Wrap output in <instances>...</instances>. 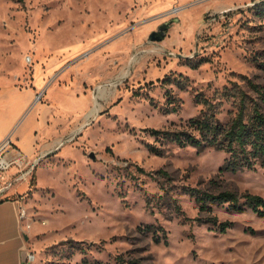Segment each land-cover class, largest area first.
Here are the masks:
<instances>
[{"label": "rangeland", "instance_id": "obj_1", "mask_svg": "<svg viewBox=\"0 0 264 264\" xmlns=\"http://www.w3.org/2000/svg\"><path fill=\"white\" fill-rule=\"evenodd\" d=\"M261 1L0 0V85L25 87L40 58L82 49L78 59L95 53L101 86L99 112L65 155L33 166L21 219L24 258L33 259L24 264H117L119 255L137 264H264V216L213 205L211 214L231 224L222 233L196 221L209 213L186 193L264 198V167L221 173L225 152L180 148L148 131L186 129L202 108L197 96H215L226 124L237 103L220 96L224 88L264 112L251 87H264ZM162 26L163 40L150 41ZM146 225L163 229L160 243L141 231Z\"/></svg>", "mask_w": 264, "mask_h": 264}, {"label": "crops", "instance_id": "obj_2", "mask_svg": "<svg viewBox=\"0 0 264 264\" xmlns=\"http://www.w3.org/2000/svg\"><path fill=\"white\" fill-rule=\"evenodd\" d=\"M81 50L40 58L32 65L25 87L0 85V143L10 136L11 154L20 151L27 160L23 168L13 166L0 178V189L11 183L0 199V264H24L26 236L19 210L25 206L33 171L25 180L16 178L53 152L63 157L68 141L95 117L90 113L96 96L100 103V95L95 94L101 87L99 67L95 53L78 59ZM38 93L43 97L36 103Z\"/></svg>", "mask_w": 264, "mask_h": 264}, {"label": "trees", "instance_id": "obj_3", "mask_svg": "<svg viewBox=\"0 0 264 264\" xmlns=\"http://www.w3.org/2000/svg\"><path fill=\"white\" fill-rule=\"evenodd\" d=\"M264 11V0L260 2ZM259 96L260 101H264V87L251 84ZM233 91V90H232ZM224 88L221 97L227 100L234 98L236 104V112L230 117L226 124H223L218 116V106L221 102L216 103L214 97L197 96V104L202 105L200 113L191 118L186 129L180 131H169L150 129V135L156 139L167 141L178 145L180 148L191 146L198 152L206 149H215L223 151L227 154L223 165L219 168V172L236 173L243 170H252L256 165L264 167V112L261 102L252 100V104H248L249 99L245 93L232 92ZM219 96V95H218ZM150 152L156 155H163V151L155 146H149ZM159 178L169 179V175L162 169L154 172ZM214 183V180H211ZM163 190V187H162ZM162 196H159V202L167 201L165 195L167 192L163 190ZM191 196L197 205L199 212H207L209 215L199 217L196 221L200 224L207 223L220 229V232H226L231 226L230 222L220 221L213 214V205L223 206L229 212H242L245 207L250 208L258 216H264V198L260 195L245 193L238 196L231 191H223L218 194L200 191L196 188H190L186 192ZM240 200L243 202L240 203ZM175 201V200H174ZM150 204V199H148ZM176 211L180 209L175 206ZM141 227H139L140 229ZM141 231L145 234H152L156 243L162 241L158 235L157 228L154 225H146ZM163 242L167 244V236L163 235ZM117 264H137L134 259L125 260L123 255L116 257Z\"/></svg>", "mask_w": 264, "mask_h": 264}, {"label": "built area", "instance_id": "obj_4", "mask_svg": "<svg viewBox=\"0 0 264 264\" xmlns=\"http://www.w3.org/2000/svg\"><path fill=\"white\" fill-rule=\"evenodd\" d=\"M28 62L31 63L32 59L28 58ZM42 93H38L35 96V102L38 103L42 100ZM13 148V141L10 136L6 137L1 143H0V178L3 174H5L10 168L13 166H18L19 168H23L26 163V157L24 154L20 151L15 152L14 155L11 154ZM33 171L32 165L29 166V168L25 171L20 172V175L16 178V181H22L25 180L26 177L30 176L31 172ZM11 186V183H9L6 187L3 189H0V199L4 193V191ZM26 214V209L24 207H21L19 210V217L20 219H23ZM32 256L30 254H27V256L24 258L25 263H30L32 261Z\"/></svg>", "mask_w": 264, "mask_h": 264}, {"label": "water", "instance_id": "obj_5", "mask_svg": "<svg viewBox=\"0 0 264 264\" xmlns=\"http://www.w3.org/2000/svg\"><path fill=\"white\" fill-rule=\"evenodd\" d=\"M166 28V26H162L159 28L160 31L158 32H152L151 35L149 36V40L150 41H160L163 40L164 38V29ZM91 157L93 158L94 156L91 155Z\"/></svg>", "mask_w": 264, "mask_h": 264}, {"label": "bare ground", "instance_id": "obj_6", "mask_svg": "<svg viewBox=\"0 0 264 264\" xmlns=\"http://www.w3.org/2000/svg\"><path fill=\"white\" fill-rule=\"evenodd\" d=\"M124 75H125V73L122 76H124ZM95 98H96L95 99V106L93 107V109H92V111L90 113L91 116H96V114L99 112V110L101 108V105H100V103L98 101V96H96Z\"/></svg>", "mask_w": 264, "mask_h": 264}]
</instances>
